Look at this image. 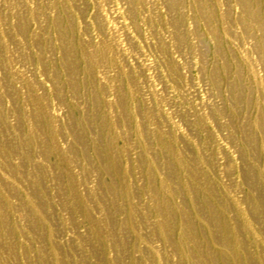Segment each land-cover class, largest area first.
<instances>
[{"label":"rangeland","instance_id":"rangeland-1","mask_svg":"<svg viewBox=\"0 0 264 264\" xmlns=\"http://www.w3.org/2000/svg\"><path fill=\"white\" fill-rule=\"evenodd\" d=\"M0 264H264V0H0Z\"/></svg>","mask_w":264,"mask_h":264}]
</instances>
